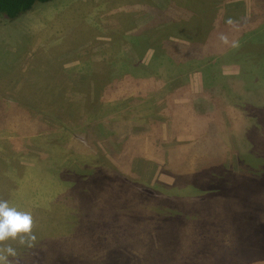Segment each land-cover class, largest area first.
Masks as SVG:
<instances>
[{
  "label": "rangeland",
  "instance_id": "obj_1",
  "mask_svg": "<svg viewBox=\"0 0 264 264\" xmlns=\"http://www.w3.org/2000/svg\"><path fill=\"white\" fill-rule=\"evenodd\" d=\"M197 1L52 0L0 16V198L32 212L37 236L20 264H264V0H216L250 27L229 53L186 63L164 43L190 44L199 9L184 5ZM212 64L233 87L213 108L204 97L219 123L204 139L194 97ZM241 160L255 177L196 190V171Z\"/></svg>",
  "mask_w": 264,
  "mask_h": 264
},
{
  "label": "trees",
  "instance_id": "obj_2",
  "mask_svg": "<svg viewBox=\"0 0 264 264\" xmlns=\"http://www.w3.org/2000/svg\"><path fill=\"white\" fill-rule=\"evenodd\" d=\"M52 0H0V16L15 19L22 14L28 13L34 9L35 5L38 2H49ZM206 0H199L196 3H186L184 5V14L188 11H191L193 7H198V27L197 33L192 35L190 44L181 45L173 40H167L164 43L166 51L169 52L170 56L174 54H179L177 59L185 60L184 62L189 63L192 61L202 62L207 58L210 62L215 59V57L222 51L225 50L226 54L228 52V47L230 40L236 37L243 31L248 30L250 26L242 25L234 26L232 20H227L224 12H221V8L226 6L221 5L218 1H210L209 4L205 2ZM190 5V6H189ZM201 6V7H200ZM223 6V7H222ZM223 8V9H224ZM219 11V14H216ZM224 37L226 39H221ZM183 47L182 51L178 47ZM165 53V51H164ZM183 55L184 59H181L179 56ZM185 55V57H184ZM158 56V55H156ZM205 73V90L202 94H196L194 99H198V102H202L200 107L201 113L204 114V118L210 123L208 128L210 131L206 134V127H202V137H207L209 133L215 131L214 128H219V123L215 120L213 113L208 109H202L204 103V97H206L208 104L213 108L215 97L217 93L225 88H232L233 81L228 78L227 80L223 79V75L220 70L214 67V64L210 65L209 68L204 72ZM221 83V84H219ZM248 94L255 93L252 89L245 91ZM259 101L258 98H255V101ZM214 101V102H213ZM199 107V106H198ZM196 108V111L198 110ZM252 116V115H249ZM249 163L241 160L240 170H224L223 166H218L217 164H208L206 171L198 170L195 172V177L193 184H196L198 191H209L211 193H225L226 190L232 185V182L244 183V180H248V175L252 173ZM252 177H255L257 173H252ZM195 188V186L193 185ZM212 194V195H215ZM206 202H210L214 197L211 195H205Z\"/></svg>",
  "mask_w": 264,
  "mask_h": 264
},
{
  "label": "clouds",
  "instance_id": "obj_3",
  "mask_svg": "<svg viewBox=\"0 0 264 264\" xmlns=\"http://www.w3.org/2000/svg\"><path fill=\"white\" fill-rule=\"evenodd\" d=\"M34 224L31 211L0 198V264H20V249H31L36 244Z\"/></svg>",
  "mask_w": 264,
  "mask_h": 264
}]
</instances>
